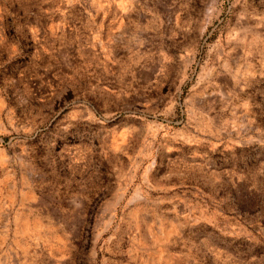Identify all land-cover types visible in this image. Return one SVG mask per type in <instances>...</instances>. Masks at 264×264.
<instances>
[{
	"label": "rangeland",
	"instance_id": "374dc122",
	"mask_svg": "<svg viewBox=\"0 0 264 264\" xmlns=\"http://www.w3.org/2000/svg\"><path fill=\"white\" fill-rule=\"evenodd\" d=\"M0 264H264V0H0Z\"/></svg>",
	"mask_w": 264,
	"mask_h": 264
}]
</instances>
